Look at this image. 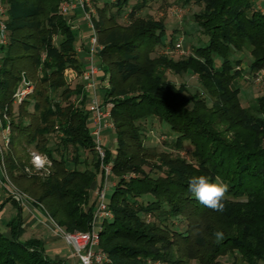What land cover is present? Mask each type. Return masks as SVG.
Segmentation results:
<instances>
[{"label":"trees","instance_id":"16d2710c","mask_svg":"<svg viewBox=\"0 0 264 264\" xmlns=\"http://www.w3.org/2000/svg\"><path fill=\"white\" fill-rule=\"evenodd\" d=\"M61 2L5 0L0 113L6 109L11 135L4 161L14 185L30 180L25 190L32 204L67 231H87L93 210L89 190L101 168L82 84L73 89L65 76L68 68L80 74L83 64L75 33L58 13ZM177 2L199 6L193 20L207 36L179 59L152 56L166 42L174 45V37L167 40L163 21L138 15L145 0H116L98 9L97 21L93 17L104 46L98 53L100 96L111 104L115 135L105 162L113 153L112 175L118 179L108 203L112 216L100 230L99 246L109 260L103 264H223L224 256L231 264H264V94L253 107H243L240 90L231 87L240 73L237 54H249L247 72L254 78L264 69V12L256 0ZM125 10L128 22L121 24ZM215 56L222 58L219 67ZM166 71L193 73L199 87L191 92L184 83L177 86ZM23 75L33 90L19 103L14 122L13 95ZM149 120L169 128L176 148L189 142L188 157L146 147ZM32 151L48 156V172H27ZM85 152L90 159H82ZM200 175L228 185L223 211L205 207L188 191L189 180ZM5 228L0 264H68L51 258L37 237L21 239L20 206ZM216 231L222 239H215Z\"/></svg>","mask_w":264,"mask_h":264},{"label":"built area","instance_id":"2783aa9c","mask_svg":"<svg viewBox=\"0 0 264 264\" xmlns=\"http://www.w3.org/2000/svg\"><path fill=\"white\" fill-rule=\"evenodd\" d=\"M81 10L84 17L87 30L80 37L83 42V46L76 49L77 52H83L82 57L83 68L79 74V78L82 82L83 91L87 95V109L89 113V123L91 124L90 134L93 138L94 149L97 153L100 161L102 178V185L99 190L96 191L95 200L93 203L92 219L90 221V227L87 231H67L62 226H59L45 211V216L54 232L62 239V241L72 248V252L77 256L80 264H103L108 262L106 253L100 248V230L103 222L112 216L108 204L105 203V193L109 186H111L112 175V161L114 154H111V160L105 162V150L104 141L106 139L105 132L108 130H114V123L110 113V103H104L101 99V86L99 76V58L98 53L102 49L99 40L97 30L93 22V13L91 6L87 0H65L59 8V13L66 19V21L72 20L75 9ZM7 18V4L5 0H0V45H5L7 42L8 28L6 23ZM71 23V22H70ZM74 29L73 25L71 24ZM86 45V46H84ZM180 46L179 43L176 44ZM69 74L68 78L76 76V72L72 68L65 70V75ZM264 77V69H262L255 77L256 81L261 80ZM33 89L32 84L27 80H22L19 89L13 95V103L19 104L22 99L31 92ZM11 135V123L10 118L6 112V109L0 113V185L3 193L6 197H11L17 203L27 207L28 203H32L33 200L26 196L22 191L15 187L10 180L5 168L4 155L8 148ZM31 163L36 170H45L48 172V167L51 166V160L39 152H31ZM28 170V168H26ZM40 207H42L40 205Z\"/></svg>","mask_w":264,"mask_h":264},{"label":"rangeland","instance_id":"374dc122","mask_svg":"<svg viewBox=\"0 0 264 264\" xmlns=\"http://www.w3.org/2000/svg\"><path fill=\"white\" fill-rule=\"evenodd\" d=\"M64 1L65 0H62V2L59 5V8L64 3ZM87 1L91 6L93 17L95 21H97L98 9L102 8L105 5L108 7V5L110 6L116 0H87ZM145 1L146 4L139 10L138 15L142 17H151L156 20L163 21L165 24V32H166L167 40H169L171 36L174 37L173 38L174 45L168 44V42H166L164 45L157 47L156 51L152 53V56L158 54H167L169 57L173 59H179L191 53L194 47L202 46L207 40V36L204 35L199 30L192 16L194 12L199 11L200 9L199 6L195 5L194 3H191L190 6L188 7H181L180 4L177 2V0H145ZM130 3L132 4L133 1H131ZM59 8H58V13H59ZM256 8L264 12V0H256ZM110 10L114 12L116 10V7H112V9ZM128 13L129 11L127 10L124 13V17L122 19H118L119 23L126 24L128 22ZM98 40H100L99 34H98ZM99 43L103 49L104 47L103 43L101 41H99ZM176 43H179L180 46L177 47ZM235 57L241 59L240 60L241 62L237 66V68L240 69V73L237 76H235V78L233 79L231 83V87L238 88L240 90L239 99L243 107H249V106L253 107V105L255 104V97L264 94V77L261 80L256 81L255 78L247 72L248 71L247 65L251 59L248 53L237 54V56ZM214 61H215V67H219L222 58L219 56H215ZM166 74H167V78L173 81L174 83H176L177 86L181 83L186 84L191 92H193L196 88L199 87L197 77L196 75H193V73L175 74L172 73L171 71H166ZM68 75L69 74H66V79L71 88L75 89L76 86H78L79 84L81 85L79 74H76V76L74 75V77L71 78V80H69ZM54 97L56 99L60 97V90L55 93ZM18 105L19 104L17 103H13L14 122L15 121L17 122L19 120L17 118L19 117ZM27 109L30 114H34V115L37 114V112H35L32 109L31 105H28ZM26 121H29V117H26ZM145 125H146L145 126L146 132H145L144 144L146 147H148L149 149L155 147V149L159 151L165 150L173 154L180 153L182 156L188 157V152L191 149V145L189 144V142L184 141L182 143L181 148H176L173 145L175 135L169 130L167 126L160 124L157 120H153V121L149 120L147 121V123L145 122ZM110 131L114 134V130H110ZM16 149L18 150V153L21 152L19 148ZM81 155H82V159L85 158V156L88 159H90L91 157L90 156L91 154L86 152L81 153ZM154 160H155L154 156L148 158L149 163H153ZM27 165H28L27 172L32 173V170L37 171L32 166L31 160ZM79 167L81 169L84 168L83 164L80 165ZM145 169L147 170L148 168ZM111 177L113 178L111 179L113 180V185L109 186L105 193L106 204L109 203L111 193L114 190V186L118 180L117 177L113 175ZM97 179H98L97 181H100L101 177L99 176L97 177ZM29 182L30 180L23 179L20 182L17 183L15 182L16 183L15 187L18 189L20 188L19 189L20 191L23 190V193L26 194V196H31L29 192L25 190ZM183 227L184 224H182L181 226L182 230ZM220 260L223 264L232 263V259L228 256L221 257ZM191 264H195V263H191Z\"/></svg>","mask_w":264,"mask_h":264},{"label":"crops","instance_id":"0c3cea01","mask_svg":"<svg viewBox=\"0 0 264 264\" xmlns=\"http://www.w3.org/2000/svg\"><path fill=\"white\" fill-rule=\"evenodd\" d=\"M73 14L74 15L71 17L72 20H68L67 22L70 25L72 24L74 27L73 29L71 26V29L75 33V46L77 49L83 46V42L81 41L80 37L83 33H86L87 24L79 8L75 9ZM76 54L78 58L82 60L84 53L76 52ZM2 55L3 52L0 49V59ZM87 101L88 98L87 95H85L86 104ZM105 137V147L112 150L115 147V135L110 130H108L105 132ZM97 180L98 179H96V183L89 190V201L92 203H94L93 200H95L96 191L99 190L102 185V178L100 181ZM111 185H113V180H111ZM5 199L6 196L3 193L2 187L0 185V229L2 231L6 229L5 227L7 221L17 215L18 207L20 206L23 228V233L21 235L22 240H25L29 237H37L43 243L47 254L51 258L66 260L68 264H80L77 256L73 254L72 248L69 245L65 244L62 239L56 234V232L52 230L47 217L45 216V211L42 207L32 203H28L27 207H25L17 202V204H15L11 200L5 201Z\"/></svg>","mask_w":264,"mask_h":264},{"label":"clouds","instance_id":"9594fccd","mask_svg":"<svg viewBox=\"0 0 264 264\" xmlns=\"http://www.w3.org/2000/svg\"><path fill=\"white\" fill-rule=\"evenodd\" d=\"M228 185L219 177L215 181L206 175L193 176L188 183V191L190 194L205 207L214 211H223L226 195L228 193ZM215 239L223 238L221 231H216Z\"/></svg>","mask_w":264,"mask_h":264},{"label":"water","instance_id":"95a60500","mask_svg":"<svg viewBox=\"0 0 264 264\" xmlns=\"http://www.w3.org/2000/svg\"><path fill=\"white\" fill-rule=\"evenodd\" d=\"M23 79H24V81H27V78L25 77V75H23Z\"/></svg>","mask_w":264,"mask_h":264}]
</instances>
